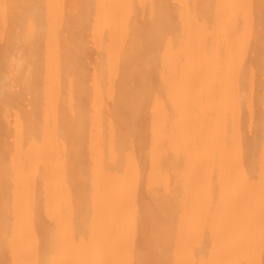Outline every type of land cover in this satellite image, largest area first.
<instances>
[{
  "label": "bare ground",
  "instance_id": "6f19581e",
  "mask_svg": "<svg viewBox=\"0 0 264 264\" xmlns=\"http://www.w3.org/2000/svg\"><path fill=\"white\" fill-rule=\"evenodd\" d=\"M0 264H264V0H0Z\"/></svg>",
  "mask_w": 264,
  "mask_h": 264
}]
</instances>
